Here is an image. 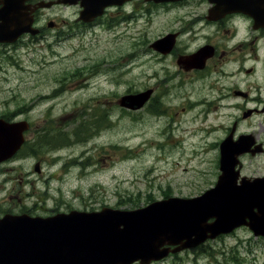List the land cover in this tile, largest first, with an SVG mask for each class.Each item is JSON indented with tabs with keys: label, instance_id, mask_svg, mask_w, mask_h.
<instances>
[{
	"label": "rangeland",
	"instance_id": "374dc122",
	"mask_svg": "<svg viewBox=\"0 0 264 264\" xmlns=\"http://www.w3.org/2000/svg\"><path fill=\"white\" fill-rule=\"evenodd\" d=\"M56 1H37L35 26L42 33L34 44L0 47V117L33 125L26 150L0 166V216L134 210L171 197H197L222 176L220 147L232 130L239 141L264 137V103L255 111L242 98L212 90V79L181 74L175 58L161 59L149 49L178 33L186 59L205 38L224 44L245 37L249 19L227 14L216 22L200 21L215 8L207 0H134L86 25L77 23L79 6H49ZM237 28L236 37L222 35ZM259 72L248 74L261 78ZM150 88L156 92L142 111L118 106L122 96ZM222 96L226 99L218 101ZM246 107L254 113L241 115ZM241 160L243 174L264 176L263 150ZM203 244L155 264H264V238L244 225Z\"/></svg>",
	"mask_w": 264,
	"mask_h": 264
},
{
	"label": "water",
	"instance_id": "95a60500",
	"mask_svg": "<svg viewBox=\"0 0 264 264\" xmlns=\"http://www.w3.org/2000/svg\"><path fill=\"white\" fill-rule=\"evenodd\" d=\"M11 2L12 0H7L6 7L0 11V20H3L0 25V42L12 41L9 33L4 30V20L12 23ZM83 5L88 8L85 3ZM257 5L264 6V0ZM220 7L244 8L240 1L221 3ZM12 25L18 29L17 22H13ZM145 96L125 98L124 104L139 108L144 104ZM131 98H134V101ZM26 126L8 125L0 121V163L13 156L21 146L23 143L21 136ZM15 127L17 130L13 132L12 128ZM220 194L223 195V190L217 188L208 191L202 198L171 199L165 203L166 205L163 204V207L157 206V210L147 208L135 213L105 210L97 215H58L41 221L39 219L22 221L20 218L15 220L13 217H6L0 221L4 230L0 231V264H131L136 260H140L141 264H151L169 255L170 249L164 248L167 245H180L182 241H186V244H182L183 248L195 247L209 238L215 239L244 224L253 230L255 236L264 237V216L254 215L258 219L252 220L250 224L246 223L244 219L254 218L253 211H248L251 213L248 215V212L240 207L237 199L230 200ZM210 219L215 221L208 223ZM73 220H77L76 223ZM22 224L33 225L34 232L32 228L22 227L25 232L20 235V239L23 238L25 243L20 250L13 251L10 248L16 246V230H20ZM208 232L214 234L208 236Z\"/></svg>",
	"mask_w": 264,
	"mask_h": 264
},
{
	"label": "flooded vegetation",
	"instance_id": "af4514ba",
	"mask_svg": "<svg viewBox=\"0 0 264 264\" xmlns=\"http://www.w3.org/2000/svg\"><path fill=\"white\" fill-rule=\"evenodd\" d=\"M4 1L5 0H2V2ZM37 1L40 0H28L26 1V4L32 5L31 9H33L34 6L37 5ZM2 6L3 4L0 7ZM115 10L117 11L118 9ZM251 19V28H246L245 37L240 39L238 38L233 41H227L226 43L221 45L208 44L209 46H211V57L207 63V78L212 79L211 89L218 91L221 95L230 93L235 97H240L246 100L247 102H256L255 108L259 110L258 105H261V102L264 103V60L260 58V54L264 53V46L262 45L264 44V35H259V33L264 34V27H257L254 18ZM238 31V28L232 33L228 30H224L222 32V35H227L229 33L232 37H236ZM26 39L28 41H33L34 36L27 35ZM186 53V50L182 51L178 48L177 44L169 56H172L173 58L181 57ZM167 57L168 55L162 56V59H166ZM261 65H263V67H261ZM229 66H231L232 68L228 69ZM258 69H260L259 76L261 78H255L248 74V71H250L251 75H253V73H255V71H257ZM185 74L195 78L198 75V72L192 71ZM228 77H232L233 80L229 81ZM253 92L255 95H257V97L251 98L249 96V94ZM225 99L226 98L222 96L221 101ZM250 111L251 114L254 113V110L250 109ZM254 139L256 141L255 144L251 147V155H255L262 150L264 151V137L262 133H260L259 135L257 134ZM228 141H230L229 137L223 140V142ZM232 141L236 142L238 140L233 139ZM257 141L262 142L257 145ZM217 146H220V144H218ZM245 155H248V153H244L239 157V185H242L243 182L249 184L256 178L253 175L247 176L246 174H243L245 166L241 159ZM260 179H262L264 184V176L260 177Z\"/></svg>",
	"mask_w": 264,
	"mask_h": 264
},
{
	"label": "bare ground",
	"instance_id": "6f19581e",
	"mask_svg": "<svg viewBox=\"0 0 264 264\" xmlns=\"http://www.w3.org/2000/svg\"><path fill=\"white\" fill-rule=\"evenodd\" d=\"M242 19V18H241Z\"/></svg>",
	"mask_w": 264,
	"mask_h": 264
}]
</instances>
